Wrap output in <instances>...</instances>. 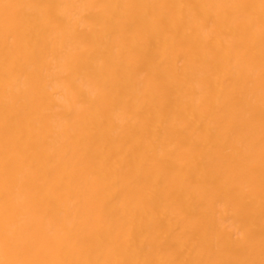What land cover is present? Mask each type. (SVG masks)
Returning a JSON list of instances; mask_svg holds the SVG:
<instances>
[{"label": "bare ground", "instance_id": "6f19581e", "mask_svg": "<svg viewBox=\"0 0 264 264\" xmlns=\"http://www.w3.org/2000/svg\"><path fill=\"white\" fill-rule=\"evenodd\" d=\"M0 264H264V0H0Z\"/></svg>", "mask_w": 264, "mask_h": 264}]
</instances>
